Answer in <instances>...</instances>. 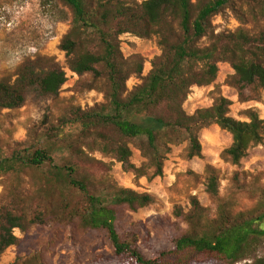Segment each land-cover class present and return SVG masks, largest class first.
Wrapping results in <instances>:
<instances>
[{
	"label": "rangeland",
	"instance_id": "374dc122",
	"mask_svg": "<svg viewBox=\"0 0 264 264\" xmlns=\"http://www.w3.org/2000/svg\"><path fill=\"white\" fill-rule=\"evenodd\" d=\"M260 6L259 0H231L212 20L214 35L238 28L253 34L264 32ZM72 19L71 10L62 0H52L49 4L47 0H0V80L13 78L21 64L38 57L47 59L48 66L65 71L68 79L56 98L31 92L19 110L0 112V163L11 162L17 155L26 158L37 150L47 151L53 159L52 164L46 163L39 170L19 165L11 169L0 166V209L26 214L29 219L36 215L43 219L25 233L15 232L18 243L4 253L0 264L39 256L46 264H118L92 263L99 255L113 254L105 231L84 228L78 218L64 223L56 220L71 208L88 206L86 195L66 182L68 170L63 167L77 165L75 177L105 205L110 206L118 189L154 198L152 204L136 211L121 208L119 216L120 232L136 234L138 247L147 256L170 248L173 238L190 230L175 215L176 209L185 214L191 210L190 197L197 198L208 221L217 218L220 204H225L233 214L259 209L264 199V142L250 148L240 165L234 166L222 158V152L232 144V136L215 124L199 132L202 158L187 157L188 140L181 136L177 144L164 150L162 175L155 176L156 168L146 156V137L126 139L106 120L114 112L104 69L97 67L100 77L95 78L92 74L79 77L67 68L65 54L59 46L72 27ZM211 43L212 36H208L197 40L195 46L205 48ZM119 47L123 62L143 61L142 75L131 77L126 84L130 93L144 83L152 69L151 62L162 52L156 39L130 34L119 38ZM217 66L219 72L212 85L190 88L183 103L184 111L193 115L199 109L210 108L221 94L232 103L230 116L235 119L246 120L244 112L248 109L264 119V90L238 89L231 81L234 74L231 65L219 62ZM195 69L200 71L199 66ZM78 109L91 116L86 122L88 128L83 123H74L73 113ZM65 118L73 124L61 126L60 121ZM100 134L126 144L132 153L131 164L142 169L145 176L137 177L128 171L115 152L106 149ZM208 167L219 175L217 198L207 192ZM258 254L264 257V240Z\"/></svg>",
	"mask_w": 264,
	"mask_h": 264
},
{
	"label": "trees",
	"instance_id": "16d2710c",
	"mask_svg": "<svg viewBox=\"0 0 264 264\" xmlns=\"http://www.w3.org/2000/svg\"><path fill=\"white\" fill-rule=\"evenodd\" d=\"M48 4L49 1L47 0ZM231 0H62L72 12V27L59 46L65 54L67 68L81 77L92 74L100 77L102 67L109 88L113 114L106 117L111 126L124 138L146 137L147 157L162 175V155L169 145L181 136L188 140L187 157L202 158L199 140L201 129L215 124L232 136V144L222 152V158L234 166L240 165L250 148L264 142V119L253 110L244 112L246 120L230 116L231 102L218 94L210 108L188 115L183 103L192 87H207L214 83L219 69L217 63H229L234 71L232 84L240 90L252 87L264 90V32L253 34L238 28L233 32L214 35L212 20ZM260 13L264 16V0ZM130 34L141 39H156L161 56L153 60L152 69L144 83L127 93L128 80L143 72V61L123 62L119 38ZM212 36L208 47L198 48L197 40ZM95 44V45H94ZM47 59L38 57L21 64L12 77L0 80V112L16 111L25 105L31 92L41 97L56 98L67 83L65 71L48 66ZM200 67V71L195 69ZM127 97L123 98V94ZM143 114V117H139ZM74 123L86 125L90 115L74 111ZM73 124L62 119L61 126ZM106 149L115 152L119 162L137 177L145 176L142 169L131 164L132 153L123 142H114L99 135ZM102 136V137H101ZM52 164L47 151L37 150L28 157L17 155L0 166L11 169L16 165L39 170ZM68 173L66 182L79 188L88 199L83 209L71 208L56 218L59 222L78 218L84 228L105 231L113 247L111 256L99 255L92 263L118 264H264L258 249L264 240V199L257 210L233 214L220 204L217 218L208 221L196 197H190L188 213L176 209L190 230L172 239L171 247L147 256L138 247L136 234H123L119 229L121 208L136 211L154 202L148 194L118 189L110 206L100 197L91 195L87 185L75 177V168L63 167ZM60 169L59 171L61 172ZM60 175V174H59ZM63 176V174H62ZM207 192L217 198L220 180L218 172L207 168ZM69 209L68 205L64 206ZM41 216L32 219L10 209H0V258L18 243L16 231L25 233L32 225L42 223ZM10 264H46L43 257L18 258Z\"/></svg>",
	"mask_w": 264,
	"mask_h": 264
}]
</instances>
